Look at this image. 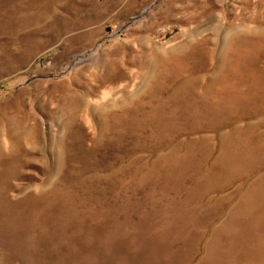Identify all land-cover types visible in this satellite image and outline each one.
<instances>
[{
    "label": "rangeland",
    "instance_id": "obj_1",
    "mask_svg": "<svg viewBox=\"0 0 264 264\" xmlns=\"http://www.w3.org/2000/svg\"><path fill=\"white\" fill-rule=\"evenodd\" d=\"M0 264H264V0H0Z\"/></svg>",
    "mask_w": 264,
    "mask_h": 264
}]
</instances>
